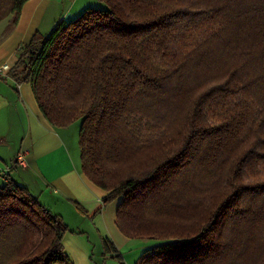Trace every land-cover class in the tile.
Listing matches in <instances>:
<instances>
[{
  "label": "trees",
  "instance_id": "trees-1",
  "mask_svg": "<svg viewBox=\"0 0 264 264\" xmlns=\"http://www.w3.org/2000/svg\"><path fill=\"white\" fill-rule=\"evenodd\" d=\"M26 1L0 0V42ZM98 1L20 45L9 77L52 125L81 120V170L118 230L160 241L134 264H264V0ZM66 232L7 164L0 264H74Z\"/></svg>",
  "mask_w": 264,
  "mask_h": 264
},
{
  "label": "crops",
  "instance_id": "crops-1",
  "mask_svg": "<svg viewBox=\"0 0 264 264\" xmlns=\"http://www.w3.org/2000/svg\"><path fill=\"white\" fill-rule=\"evenodd\" d=\"M66 1L70 10L76 4H84V0H27L17 24L0 42V65L6 62L11 66L20 45L28 42L36 32L48 33L59 18V5ZM6 23V20L0 23V35ZM8 70L0 75V141L6 144L4 148L0 147V155L7 152L12 161L18 152L24 154L25 165L18 166L19 178L32 188L40 202L60 215L71 230L81 231L66 232L62 238L72 262L92 264L91 238L86 230V220L88 228L95 229L99 236L120 238L115 206L102 205L105 191L83 174L80 150L70 137L68 127H56L46 120L34 98L30 82L16 83L9 77ZM6 166L0 163V171ZM76 204L87 214L78 213ZM66 213L79 216L77 223L74 224Z\"/></svg>",
  "mask_w": 264,
  "mask_h": 264
},
{
  "label": "rangeland",
  "instance_id": "rangeland-1",
  "mask_svg": "<svg viewBox=\"0 0 264 264\" xmlns=\"http://www.w3.org/2000/svg\"><path fill=\"white\" fill-rule=\"evenodd\" d=\"M88 7L104 8V4L99 2L98 0H87V1L84 0L83 5L76 4V5H74V8L70 10V9H68L69 4L66 1L63 4L61 3L59 5V9H58V13H59L58 17L59 18L57 19V21H59V20H65V21L73 20L76 17H78ZM80 121H81L80 119H77V120L73 121L70 125L67 126L69 129V135L71 138H73L74 143L77 145L78 148H79L78 136H79ZM4 143L5 142L0 141V147L4 148V146H6V144H4ZM10 162H11V159H10V156H8L7 152H4L3 154L0 155V163L1 164H3V165L4 164H10ZM21 172H22V174L26 175L25 172H23V171H21ZM109 204L115 206L116 200L111 201ZM48 208L50 209L51 207L49 206ZM76 210L78 213H80L77 208H76ZM66 216L68 218H71L73 220L74 224L77 223L79 216L73 217L69 213H66ZM86 223H87L86 230H88V234L90 235V238H91V247H92L91 262H92V264H121L119 259L111 257L109 255H104L103 248H101L102 246L101 247L97 246V244L102 245L101 241H102L103 237L99 236L98 233L95 231V229L92 230L91 227L88 228L89 224H88L87 220H86ZM120 234H121L120 238L116 237V238H112V239L110 238V239L114 242L115 247L117 248V251L121 256L123 264H134L136 259L138 258V256L141 254V252L145 248L160 242L159 240H155V239L130 238V237L124 236L122 233H120Z\"/></svg>",
  "mask_w": 264,
  "mask_h": 264
},
{
  "label": "built area",
  "instance_id": "built-area-1",
  "mask_svg": "<svg viewBox=\"0 0 264 264\" xmlns=\"http://www.w3.org/2000/svg\"><path fill=\"white\" fill-rule=\"evenodd\" d=\"M9 68H10V65L6 62L0 65V75H2L4 70H8ZM12 162L14 165H17V166L25 165L24 154L22 152H18L13 158Z\"/></svg>",
  "mask_w": 264,
  "mask_h": 264
}]
</instances>
